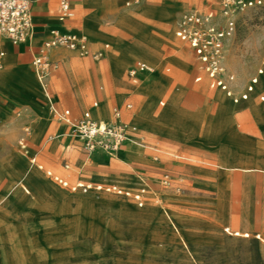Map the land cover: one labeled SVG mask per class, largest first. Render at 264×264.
Here are the masks:
<instances>
[{"label":"rangeland","instance_id":"obj_1","mask_svg":"<svg viewBox=\"0 0 264 264\" xmlns=\"http://www.w3.org/2000/svg\"><path fill=\"white\" fill-rule=\"evenodd\" d=\"M99 1L82 9L89 19L86 39L78 33L82 49L59 46L51 55L43 48L40 63L24 67L22 75L35 82L33 68L42 70L52 103L76 119L92 101L100 104L99 92L108 93V110L129 95L135 120L162 114L170 132L136 123L139 145L129 142L131 151L108 155L71 135L41 90L37 108L0 103V264H264V165L256 164L264 157H246L241 169L230 167L229 150L226 162L218 159L221 149L234 146L231 136L248 138L238 146L244 154L264 156V118L248 107L264 111L257 96L264 95V83L247 101L238 96L264 55V7L237 16L227 44L235 80L230 95L217 91L218 100L207 79L194 81L202 74L198 62L173 35L187 5L209 0H142L133 7L127 0ZM74 22L78 27L76 12ZM121 54L132 56L126 67V59L115 56ZM183 54L192 66L178 64ZM109 55L115 69L125 67L119 80L110 76ZM135 59L167 78L149 115L148 108L140 114L143 99L134 101L125 88ZM4 67L0 63V81L13 82L16 66ZM225 100L237 107L224 112ZM99 109L96 118L105 122ZM241 157L232 163L244 164Z\"/></svg>","mask_w":264,"mask_h":264},{"label":"crops","instance_id":"obj_2","mask_svg":"<svg viewBox=\"0 0 264 264\" xmlns=\"http://www.w3.org/2000/svg\"><path fill=\"white\" fill-rule=\"evenodd\" d=\"M93 1L94 0H70V6H71V9L73 11V15L71 17L61 19L60 18L61 12H60L58 0H31V3H30V13H31V21H32L31 36L28 39H26L24 42H21V43L15 44V45L11 44L7 40H2V48L5 52V54L1 59V64L3 66H5L4 70H6L9 65H14V67L16 66V70L14 71V74L9 77V78H12L14 80L13 82L3 84L0 81V103H5V104H9V105L29 104L32 108H37V106H36L37 102H36L35 96L39 95L40 90H41V92L44 93V96L47 98V100L49 102V109L51 110L52 116L54 118H56V117L53 115L52 109H55L61 113H66V117H67L68 121H70V122H74V121L80 119L84 115L85 112H88L89 115L91 116V118L97 119L96 117H99V112H100L99 111V105H102V108L105 112V121L113 120V109L115 107H117L120 109V119L122 121L131 123L133 125L136 123H141V124H143V126H146L147 128H151V129L156 130V131L169 133L170 128H171L170 124L161 122L162 117H163L162 114L159 115L154 120H152L148 116L150 121L149 120H147V121L135 120L136 109H135V106L133 105V102L129 99V95L127 97H125L119 105H115L110 110H108V104H109L110 97H109L107 92H99L98 95L101 99L100 104H98L97 101H92L91 105L81 113V115L79 116L78 119H76L73 117L70 109H68V108L60 109L52 103L51 99L49 98V96L47 94L46 88H44L41 85V81L37 77L35 67L33 68L35 80H36L35 82L25 80V77L22 75L24 67L33 63L36 56H39L42 53V51H44L43 43H44V41H46L50 38V32L52 29H55L59 32L70 31V32H73L76 34L79 33L81 37L83 36L85 38L83 29L87 30L86 25L89 23V19H88V17H85V16L83 17L81 15V13L83 11L82 9H85V10L89 9L92 4H97V6H99V4L101 5V1H99V0H96L94 2ZM203 1H205V0H200V2H203ZM140 2H142V0H140ZM139 3L133 4L130 6H126V5L125 6L126 7H133L135 5H138ZM110 4L116 5L117 1H111ZM145 6L151 7L149 5V3L146 4ZM143 8H144V6L141 8V10ZM151 8L153 10V7H151ZM190 9H199V10H204V11L211 9L217 13L218 12V5L216 3V0H209L204 6H201V7L194 6V5H187L185 7V10L183 11V13L187 10H190ZM152 10L149 11L151 16L154 14V11H152ZM75 12L78 15V21H79L78 27L75 26V22H74V13ZM182 14H180L179 17L177 19H175V21H174L175 25L173 28V35L177 39H179V37L177 35V23H178V20ZM146 17L149 18V16H146ZM90 42H93V40ZM58 48H59V46L48 47V48H46V52H47V54L52 55V54L57 52ZM192 54H193L195 61L198 62V67L202 73L201 75L195 76L194 81L199 82L203 78H205V79H207L209 88L214 90L215 98H217L216 97L217 91H221L224 93L225 96H227L225 94L226 93L225 91H223L217 87L211 86V84H210L211 80L208 77L206 71L204 70L202 63L198 60V58L194 55L193 52H192ZM115 56L116 57L120 56L122 58H125L126 61H124V62H126L127 64L132 59V56L127 55V54H121V55H115ZM115 56L113 55L112 57H115ZM178 56H179V57H177L179 59L178 64H180L182 67L186 66L185 68H188V67L192 66L191 62H189L187 59L184 60V54L178 55ZM112 57H111V55H109V57H108L109 67H110L109 73L113 79H116L117 76H119L121 74V72L124 70V68L127 66V64L125 65L124 68L117 67L115 69L110 62V58H112ZM181 57H183V58H181ZM137 61L144 62L150 67L149 63H147V61H145L143 59L133 60L131 65L129 66V68L126 71V75L129 79V81H125V88L127 90H129L131 98L134 99V101L138 102L139 99H143V105H142L140 114L143 112L144 108H148L147 110H148V115H149L152 111L153 100L160 94L162 88L165 86V84L167 82V78L164 75H161L159 73L152 74L153 70L140 71V72H137L134 76H129L128 70ZM94 67H96V66L95 65L93 66L94 71H96L95 70L96 68H94ZM258 68H262V72L260 74L257 73ZM258 68L256 69L255 74L252 76V77H256L257 81H256V83L253 84V89L247 93L248 96L250 94L254 93L256 86H259V85L264 83V76H263V78L261 77V75L263 73L264 65L260 64ZM251 78H250V80H251ZM117 79L119 80V78H117ZM250 80H249V83H250ZM92 81L95 83H98L97 78L92 79ZM36 82H38L41 85L40 88H39V86L36 85ZM233 82L230 84V88L232 87ZM249 83L247 85H249ZM247 85L245 86L242 93L246 92ZM242 93H240V94H242ZM59 94L61 95L62 93H59ZM240 94L238 96H240ZM72 95H75V97H76V93H73ZM248 96L246 99H242V98H239V99L241 101H247ZM257 96H258L260 101L264 100V95L262 94V92L261 93L259 92L257 94ZM76 99H77V97H76ZM67 102H69L73 106H75L77 100H75L74 104H73V102H71L69 100ZM233 102L236 103L234 100H233ZM126 103L130 104L131 107L126 108L125 107ZM224 103H226V106L223 109L224 112H226V111L228 112L231 109H234L237 107V105L236 106L230 105L229 102H227L226 100L224 101ZM159 104L162 105L163 102L160 101ZM248 107H249V110L252 113H255L257 116H259V118H262V119L264 118V111H258L257 106L253 107V108L251 106H248ZM207 119L209 121L214 120L213 117H208ZM68 121H61V122L70 126V122H68ZM57 128H59V127H57ZM203 131L205 133L216 132L215 130H204V129H203ZM260 131H261L262 135L264 136V128H260ZM134 135L136 136V139H137L138 136L136 135V132L134 133ZM229 140L231 142H233L234 146H231L230 148L221 149V151L219 152V155H218V159H219L220 163L226 162L225 153L227 150H229L230 153H232V155L230 156L229 162L231 164L235 165L234 168H240L241 169L243 166H245L247 164V161L244 160L246 157L255 158L254 157L255 154H257V156H258L257 158L262 159L264 157L263 155H260L259 153H254L253 151H246L245 154L243 153L244 151L241 152V150L238 146L243 144V142L248 143L249 142L248 138L231 136V138ZM129 142H131V141L125 142L119 151L120 152H122L124 150L126 152L131 151L132 146L129 145ZM133 143H135V142H133ZM135 144L139 145V143H135ZM128 147H130L131 149H128ZM236 154H238V155H236ZM239 156H242L240 159L244 162V164L232 163V161ZM220 163H219V165H220ZM256 164L264 165L261 162H257ZM136 197L138 198V195ZM245 236H247V235H245Z\"/></svg>","mask_w":264,"mask_h":264},{"label":"built area","instance_id":"obj_3","mask_svg":"<svg viewBox=\"0 0 264 264\" xmlns=\"http://www.w3.org/2000/svg\"><path fill=\"white\" fill-rule=\"evenodd\" d=\"M60 18H68L73 15L70 0H58ZM140 0H127L126 6L139 3ZM31 0H0V63L5 52L2 48V40L11 44L24 42L31 36ZM218 12L211 9H190L185 11L177 23V35L179 39L187 43L194 55L202 63L204 70L211 80V86L217 87L231 94L230 84L235 80V74L230 69L227 57V44L236 32L237 16L247 8L264 7V0H216ZM53 46H65L69 49H80L84 46V40L78 34L66 31L59 32L52 29L50 38L43 43L44 48ZM34 64L40 63V57L34 59ZM264 65V55L261 61ZM36 68V67H35ZM146 63L137 61L128 70L129 76H134L140 71H150ZM262 68L257 69L260 74ZM37 77L42 79V70L36 68ZM256 77H252L246 92L239 98L246 99L248 92L253 89ZM233 100L237 102L238 98ZM126 108L131 105L126 103ZM53 115L61 121H68L66 113L52 109ZM70 122V121H68ZM70 134L78 138L83 145L91 151L99 150L108 155L116 154L127 141L134 142L135 125L120 119V109H113V120L101 123L93 119L88 112L70 122ZM164 183L167 182L165 176Z\"/></svg>","mask_w":264,"mask_h":264},{"label":"bare ground","instance_id":"obj_4","mask_svg":"<svg viewBox=\"0 0 264 264\" xmlns=\"http://www.w3.org/2000/svg\"><path fill=\"white\" fill-rule=\"evenodd\" d=\"M175 25V24H174ZM76 59V58H75ZM73 60V59H72ZM126 61V60H125ZM122 63H121V67H122V64H123V66L126 64V62H124V60L123 61H121ZM94 66V65H93ZM60 80V79H59ZM58 82V81H57ZM40 85V84H39ZM41 85L44 87V88H46L45 87V84H44V82H42V79H41ZM40 85V86H41ZM99 116H102V111L99 109ZM145 112V109L143 110V113ZM139 120V119H138ZM150 120V119H149ZM101 123H104V122H102V121H100ZM250 166V165H249ZM230 167H235V165L234 164H231L230 165ZM256 167H257V165H256ZM260 167V166H259ZM251 168H255V167H251ZM260 169H263L264 170V168H260ZM259 236V235H258Z\"/></svg>","mask_w":264,"mask_h":264}]
</instances>
